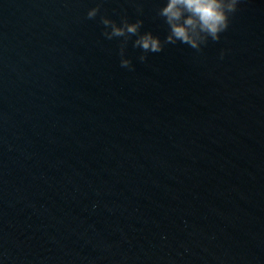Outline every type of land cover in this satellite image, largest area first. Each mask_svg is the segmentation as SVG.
I'll return each mask as SVG.
<instances>
[{"label": "water", "instance_id": "obj_1", "mask_svg": "<svg viewBox=\"0 0 264 264\" xmlns=\"http://www.w3.org/2000/svg\"><path fill=\"white\" fill-rule=\"evenodd\" d=\"M166 2L0 0V264H264V0L122 68Z\"/></svg>", "mask_w": 264, "mask_h": 264}, {"label": "clouds", "instance_id": "obj_2", "mask_svg": "<svg viewBox=\"0 0 264 264\" xmlns=\"http://www.w3.org/2000/svg\"><path fill=\"white\" fill-rule=\"evenodd\" d=\"M241 0H167L159 9V15L169 26L167 36L162 41L151 31L141 33L143 21L129 22L123 18L120 24L107 16H101L100 22L104 26L103 35L106 39L123 37L120 44V66L132 69V61L124 55L129 38L136 35L133 47L142 49L139 56L141 62L146 61L147 53H159L166 44H176L179 41L191 48L200 50L201 45L212 41H219L220 34L228 29L230 18L238 11ZM98 2L87 11L88 19H95L100 11ZM223 51L221 52V58Z\"/></svg>", "mask_w": 264, "mask_h": 264}]
</instances>
